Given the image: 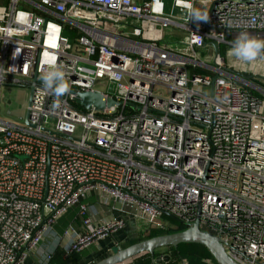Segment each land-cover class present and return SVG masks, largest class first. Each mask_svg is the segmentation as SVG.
<instances>
[{
  "label": "built area",
  "instance_id": "2783aa9c",
  "mask_svg": "<svg viewBox=\"0 0 264 264\" xmlns=\"http://www.w3.org/2000/svg\"><path fill=\"white\" fill-rule=\"evenodd\" d=\"M168 28L180 40L161 45ZM241 32L264 38V0H0V91L32 90L30 126L0 117V264L36 255L77 205L85 230L66 231V252L122 229L92 220V192L144 229L197 223L236 264H264V85L219 51ZM49 60L70 90L121 104L84 110L69 91L53 108Z\"/></svg>",
  "mask_w": 264,
  "mask_h": 264
},
{
  "label": "crops",
  "instance_id": "0c3cea01",
  "mask_svg": "<svg viewBox=\"0 0 264 264\" xmlns=\"http://www.w3.org/2000/svg\"><path fill=\"white\" fill-rule=\"evenodd\" d=\"M227 66H229V64ZM81 203L88 206V215L90 213V215L92 216V220L94 222H98V221L100 222L103 221V219H107L109 217L114 216V217L123 218L125 220V226L122 229L114 232L113 235L105 239L96 241L95 243H92L89 246L82 249L80 251L82 253V257L76 264H93L95 261L94 259L103 251L107 255H109L113 250H116L119 247H125V245L126 246L129 245V242H131L132 240L143 237L149 234V232L152 229H154V228L144 229L145 228L144 225L141 224L139 221L135 220L130 216H126L123 213L114 209L113 203L104 204L100 195L97 192H92L90 195L82 198ZM74 207L78 208L79 210V205ZM78 219L79 221L71 223L62 233H58L55 230V226L57 225L56 222L52 226L50 232L46 235V237L42 241L41 245L39 246L36 252V255L26 259V261L23 264H37V259H39L41 255H43L46 252L52 253L56 247H61L66 251L68 245L70 244V240L72 239L71 233H69V235H66V231L68 229H69L68 231H70V229H73L77 232H81L85 230V226L82 223L81 217L78 216ZM166 255H167L166 253L160 252V254L152 256V260L150 261V264H161L162 262L166 263L169 260V258L156 260L157 257L160 256L165 257ZM182 260H185L187 262L186 258L182 257L179 259L178 264H181ZM205 261L207 264H214L210 262L209 258H205ZM131 263L132 260L131 261L128 260L122 264H131Z\"/></svg>",
  "mask_w": 264,
  "mask_h": 264
},
{
  "label": "water",
  "instance_id": "95a60500",
  "mask_svg": "<svg viewBox=\"0 0 264 264\" xmlns=\"http://www.w3.org/2000/svg\"><path fill=\"white\" fill-rule=\"evenodd\" d=\"M247 78L250 77L247 76ZM70 93L74 95V103L84 110H90L91 108L102 110L105 107L121 104L112 98H104L99 91H77L71 89ZM31 95L32 90L30 91L29 102L31 100ZM24 120L25 124L30 126L28 122V112ZM189 243L198 244L207 248L211 256L215 259L216 264H236L225 253L218 238L210 233L202 231L197 223L179 231L152 236L131 243L125 247H119L113 250L111 254L93 264H122L141 254H153L158 249L177 247L181 244ZM167 258L168 256L166 255L164 259ZM156 260H160V257H157Z\"/></svg>",
  "mask_w": 264,
  "mask_h": 264
},
{
  "label": "trees",
  "instance_id": "16d2710c",
  "mask_svg": "<svg viewBox=\"0 0 264 264\" xmlns=\"http://www.w3.org/2000/svg\"><path fill=\"white\" fill-rule=\"evenodd\" d=\"M224 50V47L221 46L219 48L220 54H222L221 51ZM78 108L82 109V107L76 105ZM80 210L76 207H71L67 209V211L61 215L57 219V225L55 226V230L58 233L64 232V230L71 224L76 221H79L78 216H80ZM165 219L176 223L172 218L166 217ZM182 230V228H178L177 230H156L152 229L149 234L140 237L138 239L132 240L129 242V244L134 243L136 241L146 239L152 236L171 233L175 231ZM160 252H164L168 255L169 260L165 263L162 262L161 264H178V261L180 258L184 257L188 261V264H207L205 261V258H209L210 262L216 264L215 259L211 256L209 251L201 245L198 244H181L177 247H166L162 249L156 250L153 254L145 253L141 254L132 260L131 264H150V261L152 260V256L160 254ZM107 254L103 251L100 253L94 260V263L98 260L106 257ZM82 257V253L80 251H73V252H66L61 247H56L55 250L51 253L50 260L48 264H76ZM129 260V261H131Z\"/></svg>",
  "mask_w": 264,
  "mask_h": 264
},
{
  "label": "rangeland",
  "instance_id": "374dc122",
  "mask_svg": "<svg viewBox=\"0 0 264 264\" xmlns=\"http://www.w3.org/2000/svg\"><path fill=\"white\" fill-rule=\"evenodd\" d=\"M172 2H170V5ZM199 5L196 6L198 8ZM170 10V9H169ZM168 9L165 11L166 13H170ZM177 28H168L164 30V39L161 45L167 44L170 40L174 39L179 41ZM230 48H224L222 52V56L224 58L225 66H231L232 70L237 73L242 74L243 76H248L253 80L252 83L260 86L264 85V59H258L252 65H244L237 62L233 57L228 55ZM227 63H226V62ZM234 65V66H233ZM155 91L157 93H162L163 95H167L169 93L168 89L156 85ZM30 89L27 86H13L9 87L7 85L2 86L0 91V117L2 119L22 124L23 119L25 118L27 112V106L29 103ZM11 114H7V112ZM22 119V120H20ZM124 244V243H123ZM126 246V245H125ZM207 249V248H206ZM208 250V249H207ZM188 262V261H187Z\"/></svg>",
  "mask_w": 264,
  "mask_h": 264
},
{
  "label": "clouds",
  "instance_id": "9594fccd",
  "mask_svg": "<svg viewBox=\"0 0 264 264\" xmlns=\"http://www.w3.org/2000/svg\"><path fill=\"white\" fill-rule=\"evenodd\" d=\"M191 20L207 21L208 16L198 8L189 9ZM228 55L233 57L237 62L244 65H252L258 59H264V38H258L248 32H241L234 40ZM42 83L45 89L50 90L57 98L53 108H58L59 98L63 97L70 91L69 81L63 65L58 64L55 60L47 62V70L42 76Z\"/></svg>",
  "mask_w": 264,
  "mask_h": 264
}]
</instances>
